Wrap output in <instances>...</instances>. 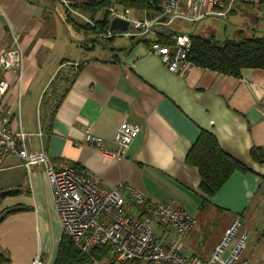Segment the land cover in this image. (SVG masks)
I'll list each match as a JSON object with an SVG mask.
<instances>
[{"label":"crops","instance_id":"obj_1","mask_svg":"<svg viewBox=\"0 0 264 264\" xmlns=\"http://www.w3.org/2000/svg\"><path fill=\"white\" fill-rule=\"evenodd\" d=\"M248 5L261 16L251 21L250 33L235 23L234 36L228 39L264 35V0H236L226 20ZM66 10L55 0H0V52L19 37L23 53L21 71L5 75L10 84L4 98L6 118L14 129L22 126L43 134L33 138L30 151L44 150L57 168L68 164L108 187L124 182L154 203L183 208L196 220L182 245L186 257L209 260L237 218L247 236H264V164L251 159L253 148L264 150V117L251 123L248 116L254 108L260 111L264 70L245 69L235 79L193 67L181 77L150 54L146 42L129 40L117 47L113 42L98 46L93 40L88 46L92 38ZM102 18L98 13L95 24ZM76 42L79 49L74 48ZM54 85L58 87L51 94ZM122 121L141 127L123 160L107 158L98 147L83 143L90 131L106 149H115ZM203 131L213 134L223 151L248 169L236 172L212 198L200 191L199 170L186 162ZM6 191L11 194L1 196ZM12 209L19 210L0 223V252L9 264H32L36 259L55 264L64 231L42 167L29 171L18 159L5 160L0 214ZM207 213L234 216L210 237L198 227L199 215Z\"/></svg>","mask_w":264,"mask_h":264},{"label":"built area","instance_id":"obj_2","mask_svg":"<svg viewBox=\"0 0 264 264\" xmlns=\"http://www.w3.org/2000/svg\"><path fill=\"white\" fill-rule=\"evenodd\" d=\"M67 10L79 17L66 0H59ZM135 2L137 0H124ZM151 11L120 8L116 2L110 8V22L114 18L129 23L126 32L108 30L101 33L96 24L88 23L105 40L123 38L149 41V53L160 58L171 73L185 77L194 65L188 60L192 49L190 35H171L172 43L158 42L156 28L166 29L176 21L197 24L206 19H227L236 0H147ZM83 18V17H82ZM23 65V53L19 37L14 45L0 52V171L7 158L18 159L27 170L42 167L51 186L56 209L60 215L64 235L84 254L91 255L106 246L111 247L115 264L144 262L147 264H248L241 260L248 237L242 233L243 222L235 219L215 247L209 260L189 258L182 254L184 240L196 226V220L183 208L166 203H154L147 196L124 182L108 187L99 179L80 173L68 164L58 168L42 150L30 151L34 137L41 132H27L22 126L11 127L7 121L8 110L4 105L10 89L6 73H19ZM21 79V76H19ZM264 117V97L260 101ZM141 132V127L122 121L115 134V149H106L101 139L87 131L83 143L98 147L107 158L121 161ZM171 238L167 242L166 238ZM32 264H43L39 259Z\"/></svg>","mask_w":264,"mask_h":264},{"label":"trees","instance_id":"obj_3","mask_svg":"<svg viewBox=\"0 0 264 264\" xmlns=\"http://www.w3.org/2000/svg\"><path fill=\"white\" fill-rule=\"evenodd\" d=\"M59 1V0H55ZM116 2L120 8L151 11L152 5L147 0H137L128 2L124 0H87L81 4H71V7L90 15L92 20L98 13L102 12L103 18L96 22V28L101 33L109 30V20L111 17L110 8ZM68 16L71 17L68 10ZM88 31L96 33L92 26H85ZM192 49L188 60L194 67L216 72L227 77L239 79L241 72L245 69L264 70V35H252L242 37L239 40L226 39L219 40L215 36L204 38L202 36L190 35ZM114 39L106 40L105 43H112ZM132 43L143 42L131 39ZM149 44V41H145ZM158 42L171 44V36H159ZM105 44V45H106ZM113 50V49H112ZM251 159L257 164H264V150L253 148ZM186 162L199 170L200 191L208 198L214 197L228 183L236 173H246L247 167L226 154L215 136L203 131L197 141L192 145ZM204 204H209L205 201ZM8 214L12 211L7 210ZM0 214V217L5 213ZM6 215V216H7ZM2 222V221H1ZM0 222V223H1ZM10 259L6 254L0 252V264H9ZM115 264V259L111 256V247L106 246L94 250L91 255L82 253L73 242L65 235L61 240L55 264ZM140 263V262H135Z\"/></svg>","mask_w":264,"mask_h":264},{"label":"rangeland","instance_id":"obj_4","mask_svg":"<svg viewBox=\"0 0 264 264\" xmlns=\"http://www.w3.org/2000/svg\"><path fill=\"white\" fill-rule=\"evenodd\" d=\"M68 2V5L71 7V4H81V0H66ZM86 2V1H84ZM73 11H75L77 14H80L82 17H79L78 15L72 14V17L75 19L76 23L79 25L83 26V29L85 31V34L87 37H91L92 39L88 38L87 43L88 46L93 44L94 42L97 43L98 46H102V44L105 43V39H102L100 37L99 32L94 33L93 31H88L85 29V26H91L88 22L91 21L92 23L95 24V21L90 18V15L83 13L82 11L78 9H74L71 7ZM241 11L236 14L234 18H231L230 20L226 19H213V20H206L202 21L197 24H189L187 22L183 21H176L174 24L166 29H161V28H156L160 33L167 34L169 36L174 35V34H187V35H193V36H202L204 38H209L211 36H215L219 40H225L228 38H233L234 33L232 34V29L231 27L235 25V23L242 24L243 29L245 30L246 33H250L248 30V27L252 24V20L257 18L259 15L258 9L255 8L252 5H248L245 7H240ZM129 9V8H128ZM131 11H136L133 9H129ZM70 14V13H69ZM251 23V24H250ZM233 28V27H232ZM250 37V36H246ZM78 40V39H77ZM89 41H92L89 43ZM86 43V42H85ZM129 40L123 39V38H115L113 41V45L120 47L127 45ZM80 43L76 42L74 45V48L79 49L78 46ZM84 45V44H83ZM56 84V82H55ZM58 86L54 85L52 86V92L51 94H54L56 88ZM64 90V87H61V90ZM54 90V91H53ZM234 215L230 213H224L222 215L220 214H212V213H207V214H201L198 217V227H200V234H208L210 237L217 235L222 228H225L230 219ZM208 221V225L206 226ZM202 223V224H199ZM242 233L245 234L244 228L242 229ZM247 246L246 250L244 251L241 260H245L248 262V264H264V236H261L260 238L257 239H252L251 237L247 236ZM102 264H107V263H102ZM123 264H147L144 262L140 263H135V262H127Z\"/></svg>","mask_w":264,"mask_h":264},{"label":"water","instance_id":"obj_5","mask_svg":"<svg viewBox=\"0 0 264 264\" xmlns=\"http://www.w3.org/2000/svg\"><path fill=\"white\" fill-rule=\"evenodd\" d=\"M128 28H129V23L128 22L123 21V20L118 19V18H114L110 22L109 30L111 32H114V31L126 32L128 30ZM248 116H249V120H250L251 123H256V122L260 121L263 118L262 113L257 108L252 109L248 113ZM9 194H11V191H6V192L2 193L1 196H6V195H9ZM16 210H19V209H12L10 211H16ZM7 214H8V211H6L0 217V222L6 217Z\"/></svg>","mask_w":264,"mask_h":264}]
</instances>
